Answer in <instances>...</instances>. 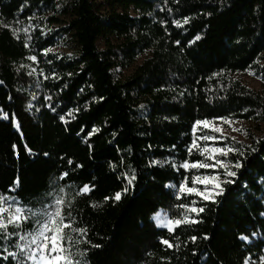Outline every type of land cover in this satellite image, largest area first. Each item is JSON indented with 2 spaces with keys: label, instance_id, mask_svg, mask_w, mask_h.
<instances>
[{
  "label": "trees",
  "instance_id": "1",
  "mask_svg": "<svg viewBox=\"0 0 264 264\" xmlns=\"http://www.w3.org/2000/svg\"><path fill=\"white\" fill-rule=\"evenodd\" d=\"M157 5L163 0H0V114L9 117L0 115V193H8L19 177L20 184L13 185L16 193L8 194L28 205L59 195L66 202L63 211L76 218L75 226H87L90 243L80 245L89 249L87 264H243L246 257L257 264L264 254V132L260 137L249 134L246 141L229 138L245 156L230 153L222 159H240L243 167L237 170V182L218 198L220 203L197 205L205 207L199 223H181L168 233L156 226L155 217L161 212L181 219L183 210L177 205L195 199H175L165 185L178 184L183 170L175 172L171 163H164L169 156L177 163L202 159L195 151L187 157L185 149L194 120L227 116L264 124V91L230 77L251 66L264 86V0H224L222 6L217 0H169L171 16L167 7L160 12ZM32 14V23L47 36L38 39V31L33 32L31 49H26L23 32L16 39L11 29L28 26ZM183 16H189V23L175 29L171 19ZM160 19L169 21L170 35ZM53 27L57 30L46 31ZM197 33L201 39L188 46ZM64 37L76 55L57 59L40 52ZM177 39L179 46L173 43ZM33 54L39 65L27 59ZM32 68L37 72L28 76ZM41 68L49 79L40 75ZM53 70L58 80L51 78ZM45 95L52 96L57 112L44 106ZM69 108L79 111L60 121ZM93 128L99 131L87 137ZM24 143L33 155L24 151ZM69 158L73 165L67 164ZM151 159L162 166H149ZM76 164L82 167L75 171V182L59 179L65 170L72 174ZM133 170L137 179L121 200L104 201L124 187V173ZM195 172L189 171V184ZM199 174L212 175L213 170ZM84 183L95 188L78 195ZM61 187L63 193L58 192ZM161 235L179 247L161 245ZM193 235L198 237L195 243L188 240ZM97 244L101 247H93Z\"/></svg>",
  "mask_w": 264,
  "mask_h": 264
},
{
  "label": "snow or ice",
  "instance_id": "2",
  "mask_svg": "<svg viewBox=\"0 0 264 264\" xmlns=\"http://www.w3.org/2000/svg\"><path fill=\"white\" fill-rule=\"evenodd\" d=\"M27 2V0H25ZM174 3H179V0H173ZM169 0H163V5H157L160 12H164L167 7ZM219 6H222L224 0H217ZM230 7V5H229ZM167 13L169 16L173 13L172 7H167ZM204 15L211 16V12L204 13ZM35 14L27 17L29 22L28 26L23 28H13L11 29L13 36L16 39L20 38V33L23 32L25 39L23 42V47L26 49H31V42L33 40V32L39 33L37 37H46L47 33L40 29L38 25L33 24ZM159 23L164 27L165 33H169L168 27L169 23L167 19H160ZM189 23V16H183L182 18L171 19V25L175 29H182L184 25ZM5 27H10L5 25ZM201 39L199 33L194 37L193 40L187 41V45L191 46L195 41ZM176 45H181L179 39L173 41ZM183 51V48H181ZM40 52L45 56L48 53L53 52L51 47H41ZM28 60L39 65L38 56L33 54L27 57ZM59 59V57H57ZM48 64H52V60L47 61ZM23 67V66H22ZM254 74V70L249 66L246 69ZM37 72V68H32L30 72L27 73L28 76H32ZM39 73L44 77L45 80L49 79L48 75H45L44 69H39ZM69 76L72 74L69 73ZM219 73H212L215 77ZM52 79L58 80L60 77L53 70L50 73ZM211 77H209L210 79ZM3 81H0L2 84ZM199 83V82H197ZM36 88L40 87V81H36ZM165 85H161L164 88ZM223 87V86H221ZM83 91V89H81ZM39 95V93H37ZM180 96H184V92L179 93ZM177 97H173L176 99ZM35 99V96L33 97ZM43 101H45V107L50 108L52 112H57V109L53 104L52 96H43ZM95 99V97H93ZM103 99V97H101ZM31 107V105H30ZM143 107V106H142ZM39 111V109H37ZM63 111V109H61ZM78 108H69L68 111L62 115H59L60 121H65V117H72L73 112H78ZM247 111V109H244ZM4 119H8V113L0 114ZM168 120L169 117H164ZM216 121L231 123L229 117L227 116H215V117H205L204 119H196L191 125L192 139L191 142L185 145L187 157H191L193 152L198 153L202 159L191 160L189 158H184L179 163L176 162L175 158L172 156L166 157L164 163H171V167L175 172H181L183 170V178L176 183H168L165 185L166 188L172 191V195L176 200H181L185 196L195 197L190 203H180L177 205L181 210V219L172 220L168 216H161L157 214V227L164 228L168 233H173L181 223L197 224L200 221L197 219L199 214L205 211L204 206H197L198 204H203V202H211L212 204H218L221 201L218 199L224 196L226 186L229 184H235L238 179V172L243 163L240 159H235L234 161H226L223 158H227L230 153L238 154L239 157H244L245 152L241 150V147H236L234 144L227 142L229 140L222 131V128ZM12 126L16 127L18 130L20 128L19 123L13 119L11 121ZM98 128H93L91 131L87 132V137H91L94 132H98ZM198 132L203 134L197 135ZM211 133V134H209ZM22 135V134H21ZM235 141V137L230 138ZM226 141L222 146L218 145V141ZM203 141L204 143H201ZM91 147V145H89ZM149 148L152 147L151 144L148 145ZM172 149L176 148L173 144ZM250 147V146H249ZM12 149L14 154L19 155L17 151V145L13 144ZM23 149L28 155H33V150L28 147L27 143L23 144ZM45 157L49 154L47 152L43 153ZM123 158L121 157V160ZM68 165H73V160L69 158L67 160ZM161 165V161L157 159H151L149 161V166ZM82 165L76 164L72 168V174L68 170L60 173V180H67L75 182L76 176L75 171L81 168ZM213 170L212 175H201L199 170ZM218 169H222L218 171ZM236 169V170H233ZM190 170H196V172L191 177V184H189L188 173ZM223 177V178H221ZM119 179V177H118ZM123 179L125 185L120 190H117L113 196H105L104 201H115L118 202L122 198V194L127 193L130 187L133 186L134 181L137 179L135 170L129 175L127 172L124 173ZM19 177L15 178L12 183L8 186V193H16L17 189L13 185H19ZM95 188V185L84 183L82 186L77 188L78 195H87ZM59 193L64 192V188L58 189ZM0 193V264H87V252L88 248H80L81 243H90L87 238V226L76 227V218L72 215L70 211L64 212L65 201L59 195H51L48 202L40 203L39 205L33 206L24 203L18 195ZM6 214V215H5ZM31 224V228H26L25 225ZM11 229V230H10ZM253 236L256 234L253 233ZM208 235L204 234V239H208ZM198 237L193 235L189 236L188 240L192 243L197 241ZM240 239L242 241L248 242L249 237L247 235H241ZM159 243L166 248H178L179 245H174L169 239L165 238L163 235L159 237ZM187 243V241H185ZM95 248H100L101 245H93ZM12 250H9V249ZM193 255L196 254V249L193 250ZM251 255V254H250ZM164 259V257H161ZM170 259V257H169ZM243 264H250L249 258H245ZM257 264H264V254H262Z\"/></svg>",
  "mask_w": 264,
  "mask_h": 264
},
{
  "label": "rangeland",
  "instance_id": "3",
  "mask_svg": "<svg viewBox=\"0 0 264 264\" xmlns=\"http://www.w3.org/2000/svg\"><path fill=\"white\" fill-rule=\"evenodd\" d=\"M55 30H57V27L47 29L46 31L49 32ZM52 48H53V52H51V54H55L58 57H62V56L72 57L77 53L74 45L72 44V42L68 37H64L63 39H61ZM230 77L238 80L243 85H245L246 87L252 90L264 91V86H262L260 79L254 76L250 71L230 74ZM230 121L231 123L216 121V123L221 126L224 135L228 138L235 137L236 140L246 141L247 135L253 134L255 136L260 137L264 132V124L262 123L249 122L244 120H234V119H230ZM158 214L164 216L161 214V212H159ZM156 217H155V221L157 224Z\"/></svg>",
  "mask_w": 264,
  "mask_h": 264
}]
</instances>
